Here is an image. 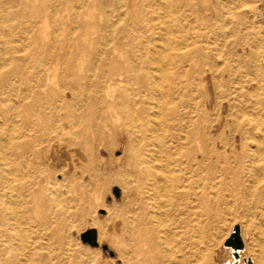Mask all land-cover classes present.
<instances>
[{
  "label": "rangeland",
  "instance_id": "1",
  "mask_svg": "<svg viewBox=\"0 0 264 264\" xmlns=\"http://www.w3.org/2000/svg\"><path fill=\"white\" fill-rule=\"evenodd\" d=\"M9 1L0 0L1 20ZM60 13L66 26L48 58L24 60L26 70L7 80L12 89L0 87V264H230L223 244L234 225L243 243L238 263L257 264L259 253L264 258V178L242 172L234 159L245 153L255 169L264 166V0H67ZM7 27L0 23L2 32ZM9 34L6 43L0 37V61L28 50L18 29ZM103 50L104 69L133 62L132 83L143 85L142 95L126 72L110 82L113 97L142 98L146 131L127 127L124 114H102V136L82 135L91 148L85 160L65 148L74 134L42 132L89 112L74 104L54 116L32 95L51 102L68 100L69 91L92 95L97 81L104 96L106 82L88 70ZM34 51L45 58L44 48ZM212 134L223 139L212 144ZM35 141L37 158L10 153L14 142L25 150ZM127 144L139 150V169L130 168L134 158L122 162ZM211 149L223 156L205 160ZM210 166L226 177L217 214L207 200L208 179H218ZM238 175L244 185L234 181Z\"/></svg>",
  "mask_w": 264,
  "mask_h": 264
},
{
  "label": "bare ground",
  "instance_id": "2",
  "mask_svg": "<svg viewBox=\"0 0 264 264\" xmlns=\"http://www.w3.org/2000/svg\"><path fill=\"white\" fill-rule=\"evenodd\" d=\"M41 1L42 2L40 4H35L36 3L35 0H11V1H9V6H10L11 10L8 11L6 17L4 16L3 20L0 19V23H2V24L5 23L8 26L7 27V29H8L7 33L2 32V29H0V37L2 38V41L0 40L1 42L6 43L4 39H6L7 36L8 37L12 36L9 34V31H12V30L14 31V30L18 29V31L22 34V36H24L23 40L26 42V45L28 46V47L26 46V48H28V50L27 49L24 50V48L22 49V47L16 48L13 51V53L15 55H9L7 62L4 60L0 61V68L5 67L8 64H11V66L9 65V67L7 69H4L5 70L4 72H0V87L7 85L9 89H12L10 84L7 83V80L9 79V77L14 78V77L18 76L19 73L22 74L26 70V67H24L23 61L27 60L29 63H33V65L34 64L38 65L39 61H43L44 59L48 58V56L51 53L50 48L52 47V44H53L52 40H54L56 38V36H58V35L61 36L62 32H64V28H65L66 24H65L64 20L62 19V15L60 12H65L67 10V0H49L50 4H52L50 8L46 6L48 0H46V1L41 0ZM14 8H16V9H14ZM48 28L50 29V32H49V36L51 37L50 40L48 39L49 37L47 35ZM39 34H41L42 37L45 38V40L44 39L38 40L37 35H39ZM63 44L64 43H59L58 46L62 48ZM36 46L44 48L45 58L42 59L41 57H43V56L40 57L37 54V52L34 51V48ZM3 53L5 54L7 52L4 51ZM107 53H108L107 50H103L102 51L103 55L97 59L96 63L92 64L90 69H88V70H91L94 73V75H97L98 79L102 78V80L106 82V84L104 85V90H105L104 96H101V89H100L99 83L97 81L90 83L94 89V92L92 93V95L89 93H84V94L80 93L79 95H77L76 93H74V91H69L67 94H64V97H67L68 100H66V99L61 100L60 99L57 102H55V101L51 102L48 99H46V100L42 99L40 97V95L37 93H34L32 95L34 101L39 100L38 102L40 103V105H44L45 108L49 112L53 113L54 116L57 113L56 111H58L62 108L68 109L69 107H73L74 104L78 105L80 110L84 109L86 112H89L86 114L78 113V114H75V116H73L71 118H67V117L60 118L59 117L60 118L59 119L60 125L59 126L57 125L58 127H55V128H53L52 126L47 127L42 132V136H44L43 138L50 137L55 132L58 134L61 132L63 134H65V133L74 134L75 139L68 141L65 148L70 149V150L72 149V152L74 149V152L76 154L77 153L80 154L78 158H81L83 156L85 158V160H89L91 158V152H90L91 148H89L85 144L82 135L85 133L86 129L87 130L89 129L91 134H92L91 135L92 138L93 137H97V138L101 137L102 134L100 131L103 129H105V130L108 129L107 126L103 123V117L102 116L104 114L108 115L109 120L114 119V117H115L114 113L124 114L125 116L123 117L124 118L123 121L126 122L125 125L127 127L129 125L130 126L132 125L134 128V131L138 132L139 134H142L143 132L146 131V128H145L144 123H143L145 121V117L143 116L144 105H143L142 98L138 97V95L137 96L135 95V97H136L135 98V97H133L134 95H131L130 93L123 94V96L115 98V97H113V90L114 89L112 87V83L110 82L113 74L117 75V74H121L122 72H126L127 74H129L127 76L126 82L129 84L130 89H133V91L135 92L134 94L142 95L143 85L142 84L138 85V84L134 83L136 85V86H134L132 83L135 79L134 75H133V71H134V66L132 64L133 62L126 59V61H125L126 66L123 69V71L121 70V68L119 69L118 66H116L115 62H113V61H111L110 66L107 69H104V66H105L104 63L107 62L106 61ZM216 55H217V53H216ZM137 59H136V61H138ZM159 73H161V72H159ZM75 82L77 83V85L79 84V86H82V87L87 83L86 81H84V79H79V80L75 79ZM40 86H42V85H40ZM83 90H85V89H83ZM160 96H162V95H160ZM178 105H181V104H178ZM156 109H157V106H156ZM40 110H41V108H40ZM136 110L138 111V113L135 114ZM157 120H159V119H157ZM156 122H158V121H156ZM216 123H218V122H216ZM161 125H159V126H161ZM64 126H68V128H64ZM233 126H234L233 127L234 130L237 131L239 134V136H237L239 138V140L241 138H243L244 140H247L249 135L244 136L245 133H244V131L241 130L242 127L239 126L238 124H235V125L233 124ZM78 127L81 128L80 131H78V129H79ZM252 131H254V130H252ZM157 134H158V132H157ZM127 135L130 136L129 129H127ZM210 139H211L212 144H215L217 140H221V139H223V137L221 138L220 136H218L216 134H212ZM159 144H158V146H159ZM38 145H40V144L38 142H36L32 146H29L27 149L23 150L22 146L20 145L19 142H14L12 144V146L10 147V151H11L10 153L13 156H17V157L32 155L33 157L37 158L38 157V150H39ZM242 145L245 146L246 142L243 141ZM243 146H242V148H244ZM86 147H88V148H86ZM117 148H118V146L114 145L112 148L106 149L105 153L113 152V150L117 149ZM121 150L123 152L122 162L123 161H129L130 159L134 158L135 160H133V162L131 161L132 165H130V168L132 169V167H133V170H134V168L139 169L138 165L141 162L139 161V150H138V148H137V150H133L135 152V154H133L132 148L128 144L125 147L123 146L121 148ZM102 152H103L102 149L99 147L95 151V153L97 155H101ZM222 156L223 155L220 152H218L216 149H211V150L206 151L204 159L208 160L209 158H213V157L220 159ZM234 160L237 162L239 169H242L241 170L242 172L244 170L252 171L253 173H255L256 171H259V172H261L262 178H264V166H258L255 169L251 165L249 158L247 157V155L245 153H243L239 156H236V158ZM246 166H248L249 169H247ZM212 168H213V166L212 167L210 166L209 171H213V172H211L212 175L217 174L218 179L215 180L214 179L215 176L208 179V182L206 183V187H208L207 190L209 192V194H207V200L211 204V209L215 211L214 212L215 214H217L218 213L217 209H218L219 203H222L224 201V197H223L222 192L224 190H226V188H227L226 184H225L226 183L225 182L226 177L224 175V172L214 173L215 169H212ZM144 171L145 170H139L138 172L140 174H143ZM209 174H210V172H209ZM236 177H235L234 181H236L238 186H241L243 184L241 178L239 177V175ZM175 183L177 184V180H175ZM258 183H259V179H256L254 184H258ZM248 192H249V189L246 186H244V195L248 194ZM180 196L181 195L179 193L174 194V197L179 198ZM158 219H159V217H158ZM15 223L17 224V222H15ZM27 262H28V260H27ZM256 263L257 264H264V258H263L261 253H259L257 255Z\"/></svg>",
  "mask_w": 264,
  "mask_h": 264
},
{
  "label": "water",
  "instance_id": "3",
  "mask_svg": "<svg viewBox=\"0 0 264 264\" xmlns=\"http://www.w3.org/2000/svg\"><path fill=\"white\" fill-rule=\"evenodd\" d=\"M82 240L86 239L85 235L81 236ZM224 247L231 248V256L233 258V261L230 264H239V255L238 251H240L243 247V243L240 237V229L238 225H234L232 227V231L229 234V236L226 238L224 242ZM229 264V263H226ZM242 264H252L251 260L249 258L242 259Z\"/></svg>",
  "mask_w": 264,
  "mask_h": 264
}]
</instances>
